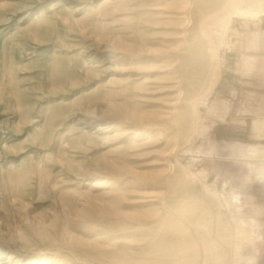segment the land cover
Masks as SVG:
<instances>
[{
    "label": "rangeland",
    "instance_id": "rangeland-1",
    "mask_svg": "<svg viewBox=\"0 0 264 264\" xmlns=\"http://www.w3.org/2000/svg\"><path fill=\"white\" fill-rule=\"evenodd\" d=\"M232 1L0 0V264H264V16Z\"/></svg>",
    "mask_w": 264,
    "mask_h": 264
},
{
    "label": "bare ground",
    "instance_id": "bare-ground-1",
    "mask_svg": "<svg viewBox=\"0 0 264 264\" xmlns=\"http://www.w3.org/2000/svg\"><path fill=\"white\" fill-rule=\"evenodd\" d=\"M235 5V16H239V17H249V16H252L253 18L254 17H259V16H264V12H258L257 10H255L254 8H249V7H246L245 6V3L246 1L245 0H233L232 1ZM251 7V6H250ZM97 186V183L95 184ZM244 223L246 225V228L247 229H252L251 225H250V221L249 220H244ZM38 235H42L41 232H38L37 233ZM21 238H23V235H21ZM3 263V262H2Z\"/></svg>",
    "mask_w": 264,
    "mask_h": 264
},
{
    "label": "crops",
    "instance_id": "crops-1",
    "mask_svg": "<svg viewBox=\"0 0 264 264\" xmlns=\"http://www.w3.org/2000/svg\"><path fill=\"white\" fill-rule=\"evenodd\" d=\"M256 25H257V27H256L257 33L259 32L260 35H262V34L264 35V22L257 23ZM261 233L263 234V232H261ZM255 264H259V261L256 260Z\"/></svg>",
    "mask_w": 264,
    "mask_h": 264
}]
</instances>
